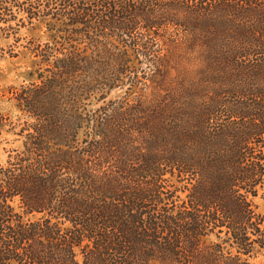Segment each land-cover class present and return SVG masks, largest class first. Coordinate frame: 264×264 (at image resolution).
I'll list each match as a JSON object with an SVG mask.
<instances>
[{"label": "trees", "instance_id": "16d2710c", "mask_svg": "<svg viewBox=\"0 0 264 264\" xmlns=\"http://www.w3.org/2000/svg\"><path fill=\"white\" fill-rule=\"evenodd\" d=\"M40 26L46 42L24 47L49 75L7 88L27 119L0 110V132L21 140L0 162V264H252L264 0H0L5 38ZM171 26L185 35L166 37ZM182 46L203 56L207 99L143 105L140 122L117 115L80 138L94 83Z\"/></svg>", "mask_w": 264, "mask_h": 264}, {"label": "rangeland", "instance_id": "374dc122", "mask_svg": "<svg viewBox=\"0 0 264 264\" xmlns=\"http://www.w3.org/2000/svg\"><path fill=\"white\" fill-rule=\"evenodd\" d=\"M44 30V26L34 31L22 29L16 41L12 37L5 38V31L0 29V110L9 116L11 121L27 118L26 113L16 106L14 100L8 98L7 88L39 83V74L49 75L46 71L42 73L43 70L39 72V59L24 47L38 40L46 42L47 35ZM167 31L168 33L164 35L168 38L174 35L176 38H181L185 35V32L176 26H171ZM116 58V56L110 57L109 62L114 63ZM127 59L135 60L136 65L122 74L120 81L115 85L93 84L90 98L84 100L81 105L85 125L84 130H81L80 138L91 134V131L93 133L96 128L109 133V118L115 120L119 118L117 115L140 122L146 116V113H142L143 105L147 108L149 104L162 101L187 102L195 97L207 99L209 95L207 92L210 85L209 74L204 69L203 56L197 51L182 46L174 54L163 51L148 58L133 56ZM89 75L97 77L95 72ZM112 76L114 72L109 70V78ZM179 90L182 92L180 93ZM3 92L7 95L3 96ZM174 94L178 96H173ZM88 121L92 123L86 125ZM89 126H92V129ZM15 138H17L15 135L6 130L0 132V162L6 161L8 150L21 145V140L16 141ZM257 202L260 204V210L264 211V202L261 200ZM250 262L264 264V248L256 251Z\"/></svg>", "mask_w": 264, "mask_h": 264}]
</instances>
